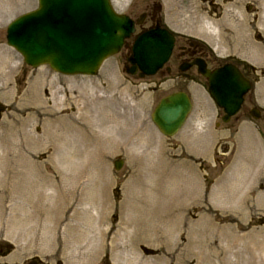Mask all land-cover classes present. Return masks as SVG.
Masks as SVG:
<instances>
[{
    "label": "rangeland",
    "instance_id": "374dc122",
    "mask_svg": "<svg viewBox=\"0 0 264 264\" xmlns=\"http://www.w3.org/2000/svg\"><path fill=\"white\" fill-rule=\"evenodd\" d=\"M129 1L114 0V7L124 13ZM155 1L161 3L163 19L169 28L203 41L219 60L235 59L251 65L256 82L252 96L256 104L264 108V59L258 63L246 56L249 47L264 48L263 0ZM139 4L126 12L137 15ZM36 7V0H0V42H4L8 23ZM1 47L8 53L5 55L10 56L8 63L18 59L4 44ZM18 64L23 69L17 75L20 88H16V83L15 87L3 85L0 89V103L5 108L0 115V142H3L0 157L7 164L3 171H15L11 169V160L16 154L23 155L41 164L48 184L62 182L70 189L72 184L70 179L64 180V173L68 171L70 176L72 168L58 166L57 170L48 162L54 151H50V147L43 148L46 146L42 144L45 122L77 115L79 108L87 104L89 109H99V104L111 97L124 103L125 112L122 107L116 108L123 115L119 117V127L132 143H144L146 149L143 152L138 146L140 149L136 151H109L99 185H94L92 177H87L88 172L76 196L68 194L65 198L59 189H44L45 207L52 216H59L61 225L51 236L52 246L45 250L34 246L38 249L35 252L29 250L33 246V242L29 243L32 233L21 234L26 224L20 223L25 213L19 206H28L25 197L30 202L36 201V187L28 192L29 188L28 191L19 188L22 183L17 186L2 175L0 249L6 251L10 247V254L1 258L0 264H246L249 253L244 247L218 250L220 238H216L215 227L225 230L227 235H251L257 246L264 247V225L258 224L264 217V207L255 202L257 196L262 195L246 189L248 183L256 187L259 180L243 174L247 181L240 183L242 174L234 173L236 169L246 168L241 162L242 154L251 156L250 152L239 151L238 145L244 137L234 133L235 121L228 126H216L220 120L214 121V114L218 112L211 107L212 112H207V120L211 121L205 127L207 122L197 121L193 112L184 126L185 133L190 135V129L196 135L205 136L206 143L196 147L182 145L180 136L164 138L151 122L158 100L174 91L172 86L160 88L154 80L126 75L124 55L107 60L97 75L90 78L64 77L45 67L22 68L21 58ZM6 81L0 77V82ZM91 96L105 99L89 105ZM204 102L208 109L210 102L208 99ZM14 127L19 131H12ZM226 127H230L231 134L224 132ZM27 134L35 138L30 149L23 141L24 137L28 138ZM224 138L226 140H221ZM96 139L98 149L102 139ZM208 140L213 149L202 162L197 157L210 151ZM21 142L23 149H18L17 143ZM57 153L54 158L60 154ZM119 160L123 165L116 171L114 163ZM82 162L83 159L78 160V171L87 170ZM34 178L39 182L37 174ZM2 192L7 196L4 202ZM20 192L24 193V201L20 199ZM25 210L27 212V208ZM14 232L17 240L11 238ZM224 240L223 245H232L228 239ZM236 251H240L239 254ZM255 255V262L251 264H264V255L259 249Z\"/></svg>",
    "mask_w": 264,
    "mask_h": 264
},
{
    "label": "water",
    "instance_id": "95a60500",
    "mask_svg": "<svg viewBox=\"0 0 264 264\" xmlns=\"http://www.w3.org/2000/svg\"><path fill=\"white\" fill-rule=\"evenodd\" d=\"M38 3L37 11L18 18L7 29V44L31 67L48 65L63 75H94L105 59L119 52L134 31L127 18L115 15L109 0H38ZM172 43L166 31L151 30L137 37L129 62L143 74L152 75L167 61ZM128 72L134 73V68ZM203 75L209 79L211 96L225 108L227 120L238 109L246 91L245 81L230 66ZM189 111L187 96L174 94L159 103L152 120L163 135L172 136Z\"/></svg>",
    "mask_w": 264,
    "mask_h": 264
},
{
    "label": "bare ground",
    "instance_id": "6f19581e",
    "mask_svg": "<svg viewBox=\"0 0 264 264\" xmlns=\"http://www.w3.org/2000/svg\"><path fill=\"white\" fill-rule=\"evenodd\" d=\"M264 4V0L262 1ZM261 25H263L262 31L264 33V19L261 21ZM224 43V41H223ZM222 46V45H221ZM243 47V46H242ZM247 59L252 60L253 62L261 63L262 59H264V48H260L259 46H252L247 49L246 53ZM93 94V92H92ZM105 97H93L91 96V101L89 103L96 105L95 100L102 101ZM85 100V99H84ZM126 104V103H125ZM101 108L97 109L96 107L91 109L87 108L88 104L82 108H79L77 115L69 114L67 118L61 117L53 120H49L45 122L44 132L42 144L43 148L50 147V151H54V155L48 158V162L51 163L58 170V166L66 167L67 169L72 168V172H70V176H68V171L64 173V180L67 181L70 179L72 187L67 189L65 185L61 182L58 184H49L46 181V176L42 173L40 169L39 163H35L29 160L23 155L16 154L12 158L11 169L15 171H3L6 170L7 164L3 162V157H0V179L3 176H7L14 184L16 183L19 186L22 183L20 189H27L31 191V188L36 187L37 194L35 195V202H30L26 199L27 207L19 206L20 211L25 213V219H22L26 224L23 227V231L21 234H29L32 233V237L30 238L29 243L33 242V246L29 249L31 252H35L38 249H34V246H39V250H45L47 247L52 246L51 236L52 234L59 229L61 225V219L59 216H52V212L47 210L44 204L47 198L43 195L44 189L48 187L59 189L65 198L69 195L76 196L78 195L79 189L78 187L82 184V179L86 177V174L89 172L90 174L87 177H92L94 180V185H99L100 177L103 175V164L105 163V159L107 158V152H129L130 150H141L144 152L146 149V144L136 141L132 143L131 139L126 136L124 130L119 127L118 122H120L119 117L123 116L122 114L116 111V108H121L123 112H125L124 103L119 100H115L114 98H107L105 103L99 104ZM123 105V106H122ZM126 106V105H125ZM128 107V106H127ZM21 126H19L20 128ZM12 131L18 132V127L12 128ZM13 134V132H11ZM28 138H23L25 146L30 149L32 144L35 143V138H33L30 134H27ZM42 138V137H41ZM101 138L99 141V148H95V139ZM97 140V139H96ZM6 142V141H5ZM108 142L109 145L105 146L104 143ZM140 143V144H139ZM3 145V142H0V146ZM23 143H17L18 149H23ZM105 150V153H100ZM57 152H60L57 158H54ZM32 159V158H31ZM83 159V165L87 166V170L83 171L82 169L78 171V160ZM14 162V164H13ZM15 165V166H14ZM154 171V170H153ZM153 173V172H152ZM39 176V182L34 177ZM32 177V178H31ZM27 193V192H26ZM2 201L4 202L7 196H5L4 192L1 193ZM20 199L24 197V193L20 192ZM47 197V196H46ZM0 207H3V203ZM27 208V212L26 209ZM49 224L52 226L48 227ZM76 228V227H75ZM217 231V237L220 238L219 244L217 245L218 250L226 251L229 247H244L249 254L247 256V263L251 264L255 262V253L257 249L259 252L264 255V247L259 244L257 246L256 240L250 235L248 237H240L236 236L234 233L225 234L222 229L214 228ZM224 233V236H223ZM53 234V235H54ZM13 240L18 239V235L14 232L11 236ZM20 238H23L22 236ZM224 239H228L231 246L227 243V245H223L222 242ZM210 246V245H209ZM240 251H236V254H239ZM239 257V255H236Z\"/></svg>",
    "mask_w": 264,
    "mask_h": 264
},
{
    "label": "flooded vegetation",
    "instance_id": "af4514ba",
    "mask_svg": "<svg viewBox=\"0 0 264 264\" xmlns=\"http://www.w3.org/2000/svg\"><path fill=\"white\" fill-rule=\"evenodd\" d=\"M157 2L155 0L132 1L130 8L140 3L139 15H130L135 21H141L140 29L150 28L157 24L161 28L167 27L163 20L161 4ZM173 35L175 42L171 57L168 63L157 73L156 79L160 86L171 83L172 88L175 90L187 91L190 83L202 79L198 74L197 63L204 64L210 70L218 68L221 63L212 55L203 42L178 32ZM228 62L235 65L244 78L251 82L253 73L251 69L235 60H229ZM241 109L242 113L246 115H250V112L255 109L254 99L249 94L245 96Z\"/></svg>",
    "mask_w": 264,
    "mask_h": 264
}]
</instances>
